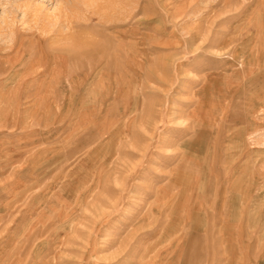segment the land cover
I'll use <instances>...</instances> for the list:
<instances>
[{"label": "rangeland", "instance_id": "374dc122", "mask_svg": "<svg viewBox=\"0 0 264 264\" xmlns=\"http://www.w3.org/2000/svg\"><path fill=\"white\" fill-rule=\"evenodd\" d=\"M0 264H264V0H0Z\"/></svg>", "mask_w": 264, "mask_h": 264}]
</instances>
